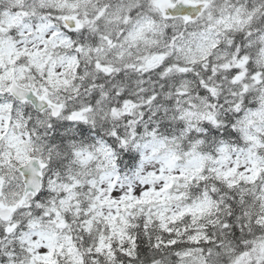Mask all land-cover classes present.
<instances>
[{
    "label": "snow or ice",
    "instance_id": "obj_1",
    "mask_svg": "<svg viewBox=\"0 0 264 264\" xmlns=\"http://www.w3.org/2000/svg\"><path fill=\"white\" fill-rule=\"evenodd\" d=\"M0 264H264V0H0Z\"/></svg>",
    "mask_w": 264,
    "mask_h": 264
}]
</instances>
